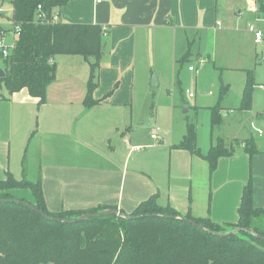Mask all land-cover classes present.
Segmentation results:
<instances>
[{
  "label": "crops",
  "instance_id": "0c3cea01",
  "mask_svg": "<svg viewBox=\"0 0 264 264\" xmlns=\"http://www.w3.org/2000/svg\"><path fill=\"white\" fill-rule=\"evenodd\" d=\"M54 18L103 29L97 87L92 94L100 103L91 108L85 105L91 69L83 57L76 58L81 56L55 59L56 79L47 89L44 104L27 89L10 94L0 86V182L11 174L17 181L26 178L40 183L51 214L105 208L131 215L156 198L160 206H170L184 218H209L229 232L239 221L244 189L253 178L254 206L264 210V144L260 143L264 135L250 128L254 122L264 130V112H254V96L252 110H241L248 125H243L241 116L237 127V121L222 118L221 137L234 145V153L221 158L213 173L203 156L176 148L187 132L176 136L174 128L163 126L151 130V135L162 132L160 140L151 135L144 138L146 116L137 117L134 108L146 91L147 73L174 70L175 84L177 77L176 85L183 92L181 77L188 62L196 59L200 72L208 63L217 64L221 47L239 49L240 32L245 33L238 27L239 20L249 25L264 20L258 0H70ZM8 38L10 46L18 39ZM253 41L259 44L255 37ZM196 44L199 49L194 54ZM203 50L206 56L201 55ZM248 51L244 55L251 59L254 54L257 64L251 43ZM231 127L237 129L233 134ZM251 138L259 151L252 163L245 143ZM214 145L212 137L208 147H197L205 156ZM8 193L36 202L30 190ZM262 217L260 227H264Z\"/></svg>",
  "mask_w": 264,
  "mask_h": 264
},
{
  "label": "trees",
  "instance_id": "16d2710c",
  "mask_svg": "<svg viewBox=\"0 0 264 264\" xmlns=\"http://www.w3.org/2000/svg\"><path fill=\"white\" fill-rule=\"evenodd\" d=\"M69 1L10 0L14 26L21 28L10 55L3 58L0 53L6 73L0 81L10 94L27 89L44 104L47 89L56 79L55 59L60 55H73L83 57L91 69L85 105L91 108L100 103L92 94L97 87L95 79L101 63L104 31L100 26L56 21L55 12ZM258 3L259 12L264 14V0ZM254 87V71H249L240 106L242 111L252 110ZM228 90L227 85L221 87L218 105L212 109L213 129L222 124L221 102ZM245 143L252 163L254 155L259 153L255 139ZM176 148L203 156L211 173L216 171L221 158L234 153V145L219 138L207 155H202L193 125L187 126V133ZM12 190H30L36 202L16 198L8 193ZM105 210L51 214L40 183H31L26 178L17 181L8 174L6 180L0 182V264H264V227L258 226L264 210L254 206L253 178L244 189L239 221L231 231L251 229L261 238L243 230L225 235L227 228L209 218L188 215L185 220L170 206H160L156 198L141 204L133 214H124L126 217L59 222L76 221L85 214ZM38 211L55 220L44 218Z\"/></svg>",
  "mask_w": 264,
  "mask_h": 264
},
{
  "label": "rangeland",
  "instance_id": "374dc122",
  "mask_svg": "<svg viewBox=\"0 0 264 264\" xmlns=\"http://www.w3.org/2000/svg\"><path fill=\"white\" fill-rule=\"evenodd\" d=\"M0 8L2 13L0 14V30H3L7 36L6 46H10L8 37H13L14 35L13 6L10 0L5 2L0 0ZM256 26L264 34V20H258ZM238 27L245 32H240L242 40L239 36L236 38L238 39L239 37L240 39L239 49L230 46L224 51L221 47L218 50L217 64L208 63L204 67L201 65L202 68H199L200 72L197 69L196 59L193 60V64L189 62L186 64L181 77L183 92L179 85H176L177 77L175 84L176 74L174 70L170 71L168 68L166 72L146 74L148 75L146 91L142 94L140 102L134 105L137 117L138 114L139 116L141 114L146 116L145 125L148 131L143 134L144 138L150 137L152 128L158 127L162 129L163 126L167 129L174 128L175 135L178 136L182 132L184 134L187 132L188 125H193L196 127L197 144L200 147H208L212 137L216 145L218 137H221L220 128L223 122L221 126L212 130V109L218 105L221 87L229 84L228 94L221 102L223 121H226L227 118L233 122L237 121L235 124L237 127L239 122L237 118L241 116L243 125L245 123L248 125L250 121L247 123V115L241 111L239 104L242 89L247 83V74L241 70L238 71V68L256 71L254 72L256 83L254 87V112H264V42L254 45V37L249 32V23L246 20H239ZM250 43L258 57L256 60L257 64L254 62V54L251 59L244 55L248 51ZM198 49L199 44H196L193 48V53H198ZM206 53L203 50L201 55L206 56ZM76 58L83 60L82 57ZM239 58L240 62L237 64L235 59ZM1 61L2 58L0 56V63ZM226 64L237 66V68L235 70L226 69ZM222 68L224 69L223 71H221ZM154 76L158 78L160 84L157 89L151 88ZM0 84V86L5 87L1 81ZM155 118L158 120L157 124H155ZM230 129L232 134L237 131L235 127ZM161 133L158 132L159 137H161ZM260 143L261 145L264 144V138L260 139ZM231 232L229 231L226 234Z\"/></svg>",
  "mask_w": 264,
  "mask_h": 264
},
{
  "label": "built area",
  "instance_id": "2783aa9c",
  "mask_svg": "<svg viewBox=\"0 0 264 264\" xmlns=\"http://www.w3.org/2000/svg\"><path fill=\"white\" fill-rule=\"evenodd\" d=\"M101 2H103V0H97V3H101ZM41 9L42 8L39 6L38 10L40 11ZM249 31L254 34L256 43H261L263 41L264 35L260 30L257 29L256 23H252L249 25ZM20 34H21V28L19 26H14V35L19 38ZM5 37H6L5 32L3 30H0V53L3 58H7L15 46V45L6 46ZM250 128L252 131L256 132L259 136L264 135V130L259 128L254 122L250 123ZM151 137L154 140H160L158 131L153 133ZM139 149H142V148H138V150Z\"/></svg>",
  "mask_w": 264,
  "mask_h": 264
},
{
  "label": "water",
  "instance_id": "95a60500",
  "mask_svg": "<svg viewBox=\"0 0 264 264\" xmlns=\"http://www.w3.org/2000/svg\"><path fill=\"white\" fill-rule=\"evenodd\" d=\"M6 76V73L4 71V69L0 66V79H3ZM158 85V80L157 77L154 76L153 80H152V88H157ZM26 204V203H25ZM28 207L32 208L33 210L37 211L36 208H34L33 206H31L30 204H26ZM44 218L50 220V221H54L55 219H53L52 217H50L49 215H47L46 213H44L43 211H38ZM110 216H118V217H126L123 213H121L119 210L116 209H110V210H105L102 212H99L97 214H85L83 216H81L80 218H78L76 221H59L61 223L64 224H68V223H76V222H83L86 221L88 219L94 218V217H110ZM185 219V218H184ZM186 220V219H185ZM191 223H193L192 221H190ZM247 231L250 232L251 234H254L256 237L261 238L259 235H257L253 230L251 229H237L234 232H231L229 234H225V235H232V234H237L240 233L241 231Z\"/></svg>",
  "mask_w": 264,
  "mask_h": 264
}]
</instances>
